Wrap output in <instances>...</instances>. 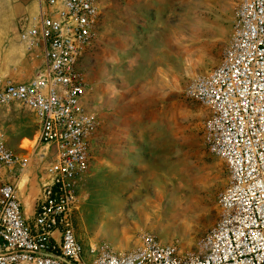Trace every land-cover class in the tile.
<instances>
[{
	"label": "rangeland",
	"instance_id": "obj_1",
	"mask_svg": "<svg viewBox=\"0 0 264 264\" xmlns=\"http://www.w3.org/2000/svg\"><path fill=\"white\" fill-rule=\"evenodd\" d=\"M31 1L0 0V83L25 82L40 65L18 39ZM239 1L100 0L82 60L85 108L98 120L74 213L85 253L91 245L130 251L147 234L180 255L197 253L217 223L229 174L203 142L209 111L188 86L222 60ZM0 131L18 156L34 152L37 124L27 109L0 107ZM31 168L14 179L28 217L42 164Z\"/></svg>",
	"mask_w": 264,
	"mask_h": 264
},
{
	"label": "built area",
	"instance_id": "obj_2",
	"mask_svg": "<svg viewBox=\"0 0 264 264\" xmlns=\"http://www.w3.org/2000/svg\"><path fill=\"white\" fill-rule=\"evenodd\" d=\"M36 3L18 39L40 65L25 82L0 83V107L19 105L37 124L27 157L14 153L0 131V264H264V0L239 1L222 60L188 86L209 111L203 142L229 174L217 223L199 240L198 252L188 255L153 234L130 251L91 245L84 252L74 213L98 120L85 108L82 60L96 36L100 0ZM39 163V190L28 217L14 179Z\"/></svg>",
	"mask_w": 264,
	"mask_h": 264
},
{
	"label": "crops",
	"instance_id": "obj_3",
	"mask_svg": "<svg viewBox=\"0 0 264 264\" xmlns=\"http://www.w3.org/2000/svg\"><path fill=\"white\" fill-rule=\"evenodd\" d=\"M27 6H28V5H27ZM27 6H26V7H27ZM30 6H31V13H30L29 15L35 13L36 10H37V3H36V0H32L31 3H30ZM92 170H93V169H92ZM90 172H91V171H90ZM33 206H34V202H33ZM32 213H33V207H32V211H31V216H32Z\"/></svg>",
	"mask_w": 264,
	"mask_h": 264
},
{
	"label": "bare ground",
	"instance_id": "obj_4",
	"mask_svg": "<svg viewBox=\"0 0 264 264\" xmlns=\"http://www.w3.org/2000/svg\"><path fill=\"white\" fill-rule=\"evenodd\" d=\"M35 141H36V139H35ZM35 141H34V144H35ZM21 184V183H20Z\"/></svg>",
	"mask_w": 264,
	"mask_h": 264
}]
</instances>
